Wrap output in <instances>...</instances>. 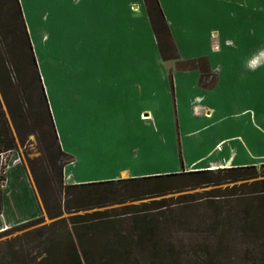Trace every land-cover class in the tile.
Here are the masks:
<instances>
[{
    "label": "crops",
    "instance_id": "crops-1",
    "mask_svg": "<svg viewBox=\"0 0 264 264\" xmlns=\"http://www.w3.org/2000/svg\"><path fill=\"white\" fill-rule=\"evenodd\" d=\"M19 1L71 157L66 183H85V169L119 161L128 143L170 145L164 173L264 163V0H159L178 61L163 59L145 0ZM203 57L212 87L181 67Z\"/></svg>",
    "mask_w": 264,
    "mask_h": 264
},
{
    "label": "rangeland",
    "instance_id": "rangeland-1",
    "mask_svg": "<svg viewBox=\"0 0 264 264\" xmlns=\"http://www.w3.org/2000/svg\"><path fill=\"white\" fill-rule=\"evenodd\" d=\"M4 24L1 16L0 47L13 78V96L21 103L28 123L19 122L18 132L1 98L16 147L0 154V198L5 191L11 194L3 210L0 209V229L22 216L29 215L31 219L9 224L10 231L6 234L0 232V264L41 260L50 240L67 233L69 222L64 220L97 212L104 213V217L100 222L95 219L91 222L94 228H99L92 231L95 239L87 245L97 262L264 264V193L263 186L253 185L262 178L221 185L204 184L195 177L167 179L158 184L122 182L75 194L66 188L71 184L65 180V184H60L54 179L45 188V200L52 214L60 213L50 216L31 170L32 165L46 169L40 126L35 124L36 93L29 79H20L22 63H15L7 51L6 35L1 28ZM165 150L169 153L170 145H122L119 161L85 169L86 178L89 177L85 183L107 181L106 177L120 169L128 174L117 179L122 181L175 174L164 173L176 163L175 157L163 154ZM263 164L256 166L260 168ZM212 181L218 179L212 177ZM66 205L73 211H68ZM38 218L41 219L29 223Z\"/></svg>",
    "mask_w": 264,
    "mask_h": 264
},
{
    "label": "trees",
    "instance_id": "trees-1",
    "mask_svg": "<svg viewBox=\"0 0 264 264\" xmlns=\"http://www.w3.org/2000/svg\"><path fill=\"white\" fill-rule=\"evenodd\" d=\"M145 3L163 59L166 61L180 60L177 47L174 43L159 0H145ZM1 16H3L5 20V24L1 28L6 35L7 51L15 63L19 61L22 63V75H20V79L24 77L29 79L30 87L32 91H35L36 93V99L34 101V111L36 110L35 124L40 126L46 169H44L43 166V168L37 169L32 165L31 170L39 194L43 199L50 216H56L59 215L60 212L55 215L50 212L45 200V188L50 186L54 179H57L60 184H65L64 168L69 164L68 160H70L71 157L62 150L58 139L45 88L39 73L37 59L23 17L20 1L0 0V18ZM205 63H207V59L203 57L193 61L183 62L181 63V67L185 69H199L202 73L201 85L204 87H212L216 81L215 79L209 82L207 81L211 76V72L205 68ZM8 64L9 63L7 59H5L0 47V154L11 151L16 147V140L12 135L6 113L3 110L2 100L4 101L18 132L19 122L25 124L28 123V117L23 112L21 103H19L13 96L14 84ZM182 177H195L202 183L208 185H221L226 182L232 183L242 180L262 178L261 180L255 181L253 185L263 186L261 192L264 193V164L261 165L260 168L257 166L230 167L217 170H202L132 178L126 181L110 180L94 183L71 184L67 185L66 188L68 191L72 190V194H75V192L80 193L81 191H90L91 189L121 184L122 182L158 184L162 180ZM212 177H216L218 181H212ZM66 207L68 208V211H73L68 205H66ZM102 215H104V213L97 212L87 216H72L70 219L64 220L69 222V225H67V233H61L57 238L50 240V247L45 255L40 257L41 260L37 261V259H34L30 264H109L105 263V261L97 262L90 254V250H88L90 247H87L88 244H91L90 240L95 239L92 231L98 230L99 228H94V226L91 225V222L93 219L97 222L102 221L104 217ZM90 217L92 218L91 220H89ZM40 219L41 218H38L29 223L37 222ZM9 231L10 229H7L1 234H6ZM87 235H90L89 238ZM23 262L24 261L20 263Z\"/></svg>",
    "mask_w": 264,
    "mask_h": 264
},
{
    "label": "built area",
    "instance_id": "built-area-1",
    "mask_svg": "<svg viewBox=\"0 0 264 264\" xmlns=\"http://www.w3.org/2000/svg\"><path fill=\"white\" fill-rule=\"evenodd\" d=\"M210 170H214L213 168H210Z\"/></svg>",
    "mask_w": 264,
    "mask_h": 264
}]
</instances>
